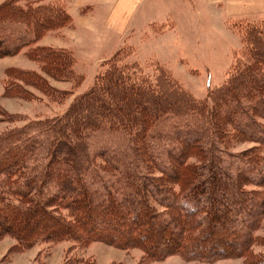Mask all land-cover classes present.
Returning <instances> with one entry per match:
<instances>
[{
    "label": "trees",
    "instance_id": "obj_1",
    "mask_svg": "<svg viewBox=\"0 0 264 264\" xmlns=\"http://www.w3.org/2000/svg\"><path fill=\"white\" fill-rule=\"evenodd\" d=\"M70 22L64 0L0 3V58L28 48L40 65L9 74L8 91H39L57 101L71 92L51 79L79 88L63 113L26 119L0 135V238L12 236L22 249L101 240L188 259L224 254L234 244L249 249L244 227L259 219L260 210H251L264 201L254 202L259 198L244 187L263 159L264 16L233 21L240 45L232 72L201 99L166 65L132 60L124 45L81 88L85 76L72 49L38 44ZM234 140L258 144L253 154L234 156L241 166L223 157L221 147ZM163 177L168 188L155 182ZM179 178L185 185L173 182ZM149 194L166 211H154Z\"/></svg>",
    "mask_w": 264,
    "mask_h": 264
},
{
    "label": "rangeland",
    "instance_id": "obj_2",
    "mask_svg": "<svg viewBox=\"0 0 264 264\" xmlns=\"http://www.w3.org/2000/svg\"><path fill=\"white\" fill-rule=\"evenodd\" d=\"M3 1L0 0V3ZM64 1L71 14L70 24L46 34L38 44L72 49L77 57L75 69L85 76L81 88L89 86L96 72L102 69L105 59L124 45L132 60L158 61L166 65L191 95L201 99L213 88L227 82L233 68L232 57L238 56L234 51L240 45L236 30L238 23H232L243 15H227L223 0H139L134 12L127 15L118 27L107 25L117 0ZM261 16L264 14L249 15L252 18ZM27 52L28 48H25L0 58V135L21 126L26 119H43L63 113L79 90L69 82L51 79L55 87L71 92L65 100L54 101L39 91L24 92L22 95L15 89L8 91L6 85L12 82L9 74L16 69L40 71L39 63L33 61ZM18 115L25 116V120L14 119ZM221 149L225 152L224 158L241 166L239 158L233 159L234 156H249L257 151L258 144L234 140ZM260 157L263 159L256 162L258 168L249 172L255 173V177L244 186L254 192V198H259L254 202L264 200V150ZM99 163L102 166L101 160ZM150 173L156 177L162 175L158 171ZM202 176L207 175L204 173ZM164 178H159L156 184L166 187ZM181 178L173 182L185 181ZM167 192L174 193L170 189ZM149 200L154 211H166L167 207L153 195L149 194ZM48 209L61 213L54 206ZM256 210L261 212L257 216L259 219L255 218L256 222H248L244 227L252 238L249 249L244 247L242 250L232 244L224 254L209 258L188 259L178 251L155 257L142 246L124 248L101 240H93L83 247L71 240H61L22 249L14 237L6 235L0 238V264H255V261L264 260V201L251 212L256 213ZM63 214L67 215V211L64 210ZM177 231L181 235V229ZM182 236H185L184 233L180 238Z\"/></svg>",
    "mask_w": 264,
    "mask_h": 264
},
{
    "label": "crops",
    "instance_id": "obj_3",
    "mask_svg": "<svg viewBox=\"0 0 264 264\" xmlns=\"http://www.w3.org/2000/svg\"><path fill=\"white\" fill-rule=\"evenodd\" d=\"M139 0H117L111 11L108 27H118L124 23L127 15H131ZM227 15H258L264 14V0H223Z\"/></svg>",
    "mask_w": 264,
    "mask_h": 264
}]
</instances>
